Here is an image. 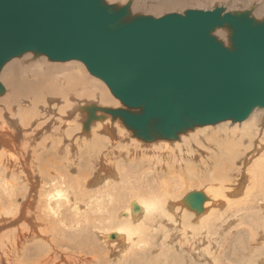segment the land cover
Listing matches in <instances>:
<instances>
[{
	"label": "bare ground",
	"instance_id": "bare-ground-1",
	"mask_svg": "<svg viewBox=\"0 0 264 264\" xmlns=\"http://www.w3.org/2000/svg\"><path fill=\"white\" fill-rule=\"evenodd\" d=\"M140 1L143 0L134 1L131 11L139 6ZM157 2L153 7L160 10L176 9L184 3L183 0ZM217 30L219 37L226 38L227 32L223 33L222 28ZM15 59L8 61L0 72L4 73L0 80L3 79L11 88V93L4 100V110L11 113V122L0 117V264H114L109 256L113 257L118 252L122 256L117 264H191L194 257L187 255L192 256L197 251L211 264L212 260L215 264H233V260L225 261L223 258L228 250L230 256H241V264H264V108L254 109L242 122L225 120L187 130L176 140L152 141L150 147L156 146L150 149L148 156L151 158L146 156V160L154 166H142L145 168L141 179L131 180L127 172L121 175L112 166L107 168L105 163L106 166L101 163L105 160L99 156V179L95 182L90 176L82 182L77 177H70L73 172L65 177L69 172L64 174V169L81 165L82 149L86 146L89 148L105 140L98 145L103 149L107 143H114L111 135L114 127L109 128L111 124L117 126L122 135H130L129 128L125 126L126 130L120 118L113 119L110 114L99 110L96 112L99 118L90 123L93 132L90 134V129L84 128L88 119V112L84 110L86 105H73L70 92L61 94L66 104L60 105L55 95L62 87L50 81L49 73L43 71L34 80L33 75L24 74L27 69L19 67L18 62V66L11 63ZM72 62L79 60L66 61ZM7 65L11 69L4 72ZM93 76H89L94 81L91 85L100 88L105 96L107 92L114 104L107 105L103 95L98 105L90 104L122 108L120 102L111 96L113 93L110 94L107 84ZM63 89H68V86ZM71 89L81 91L83 85L76 81ZM44 90L50 93V98L36 113L38 96ZM43 109L63 124L54 132L60 136L49 146L47 138L42 135L46 142L41 141L40 144H44L42 148L46 151L39 150L37 134L41 124L38 131L34 127L44 118L41 115ZM48 121L49 118L45 117L44 127ZM50 134L47 136L49 139ZM132 138L139 142V138ZM33 139L36 145L31 144ZM22 142L25 148L17 150L18 143ZM131 146L134 148L136 145ZM77 147L78 155L70 158L69 153L72 151L73 157L75 151L72 149ZM105 153L108 156L112 154L110 151ZM58 156L61 159H56ZM110 160L113 158L106 161ZM114 161L117 163V159ZM52 165H56L55 172L40 176L39 170ZM140 165L135 168H141ZM178 167L180 173H177ZM183 171L190 175L193 185L179 196L176 194L178 189L188 183ZM194 191L208 198L201 213L183 201ZM134 205L139 207L137 211H134ZM180 207L184 212L179 217L176 213ZM169 224L174 225L172 231L181 230V234L172 233ZM235 226L239 239L228 248L230 242L227 240H234L232 234L235 230L232 229ZM4 228L10 230L4 233ZM223 228L229 231L226 236ZM111 234H116L112 238L114 240H110ZM159 246L162 251L159 249L157 253Z\"/></svg>",
	"mask_w": 264,
	"mask_h": 264
},
{
	"label": "water",
	"instance_id": "water-1",
	"mask_svg": "<svg viewBox=\"0 0 264 264\" xmlns=\"http://www.w3.org/2000/svg\"><path fill=\"white\" fill-rule=\"evenodd\" d=\"M132 4L0 0V72L29 52L54 62L79 60L123 105L84 106V128L100 110L145 142L242 122L264 108V18L219 5L155 17L133 14ZM220 28L228 30V43L214 33ZM207 199L194 191L183 201L201 213Z\"/></svg>",
	"mask_w": 264,
	"mask_h": 264
},
{
	"label": "rangeland",
	"instance_id": "rangeland-1",
	"mask_svg": "<svg viewBox=\"0 0 264 264\" xmlns=\"http://www.w3.org/2000/svg\"><path fill=\"white\" fill-rule=\"evenodd\" d=\"M108 3H115V4H118V5H122V4H124V3H126L127 2V0H106ZM110 1V2H109ZM118 1V2H117ZM122 1V2H121ZM135 0H133V2H134ZM137 1V0H136ZM158 1V0H157ZM156 0H143V1H140L138 4H139V6H136V9H134V10H132V13L133 14H143V15H152V16H155V17H160V16H163V15H165V14H167V13H171V12H178V13H183L185 10H188V9H212V8H214L215 6H217V5H219V6H224V7H226V9L227 10H229V11H243V10H252L253 11V16L254 17H256L257 19H263L264 18V0H190V1H187V0H183L184 1V3H182V5H180V6H178V8H176V9H164V10H160V9H156V8H154L153 7V5H155L156 4V2H157ZM158 3V2H157ZM134 4H135V2L133 3V5H132V9H133V6H134ZM220 30H221V28H220ZM218 30H216L215 31V34L216 33H219L220 34V32H217ZM222 32L224 33H226L227 35L229 34L228 33V30L226 29V28H222ZM219 34H216L218 37H219ZM226 35V38H221V37H219L220 39H223V41L224 42H226V43H228V36ZM16 58H18V59H15V58H13V59H15V60H13L11 63H13L14 65H17L18 66V64H19V67H24V68H26L27 70L26 71H24V74H26V75H33V77H32V79H34V80H37V77H36V75H40V73H43V71H47L48 73H49V78H50V81H53V83L54 84H58L57 85V87H62V89H58V91H57V93H58V95H55V97H56V99H57V101L56 102H58L60 105H63L64 103H65V101H64V99H61L62 97H61V94H63V93H67V92H70L71 93V98H72V104H73V102H74V104L73 105H78V106H80V105H91L90 103H100L101 102V95H103V97L105 98V100H106V102H107V105H109V106H111L112 104H114V102L110 99V97L108 96V94H107V92H105L106 93V95L107 96H105V94L100 90V88H98V87H96V86H92L91 84H93L94 83V81H92L91 79H90V77L91 76H93L90 72H89V70L87 69V67L85 66V64L83 63V62H81V61H79V62H72L71 64H69V63H64V62H54V61H50L49 60V58L47 57V56H44V55H41V56H36V55H34V53H26V54H24L23 56H21V57H16ZM23 59V60H22ZM22 63H21V62ZM15 62V63H14ZM18 62V64H16ZM11 63H9L8 65H11ZM6 66V68H5V70H4V72L6 71V70H8L9 68H10V66ZM23 65V66H22ZM13 66V65H12ZM77 66H80V67H83V68H78ZM8 68V69H7ZM11 69V68H10ZM37 72H38V74H37ZM1 74H3L4 75V73L2 72V73H0V75ZM75 74V75H74ZM73 75V76H72ZM74 76H77V77H79L77 80L76 79H73V77ZM90 76V77H89ZM94 77V76H93ZM1 78H3V76H1ZM0 78V79H1ZM90 80V81H89ZM0 81H2L3 83H4V81H3V79L2 80H0ZM76 81H78V82H80L82 85H83V89H81V91L78 89H75V90H77V91H75V90H70V86H72V85H75V83H76ZM104 83V82H103ZM5 84V86H6V89H5V92L3 93V94H0V117L1 116H3V117H5L7 120H9L10 122H11V113H6L5 112V110H4V107L6 106V104H5V98L7 97V94L8 93H11V91H10V86L5 82L4 83ZM7 84V85H6ZM105 84V83H104ZM106 85V84H105ZM68 86V89H63L64 87H67ZM107 86V85H106ZM40 87H42V86H40ZM108 87V86H107ZM45 88H46V86H45ZM109 92H110V94H112L111 93V91H110V89H109ZM6 93V94H5ZM114 99H116V100H118L119 102H120V104L122 105V103H121V101L118 99V98H116L113 94L111 95ZM9 98V97H8ZM50 98V93L49 92H46V90H44L43 91V93L42 94H40L39 96H38V99H37V101H38V105L36 104V106H35V109H34V111H36V113H39V111H41V110H39V109H42V106L44 105L43 103H45V101H47L48 99ZM10 99V98H9ZM27 99V98H26ZM75 100V101H74ZM84 101V102H83ZM57 103V104H58ZM88 103V104H87ZM66 104V103H65ZM98 105V104H97ZM123 106V105H122ZM23 107V106H22ZM32 107H33V105H32ZM41 107V108H40ZM99 107L100 108H102L100 105H99ZM99 111V110H98ZM44 113V114H43ZM43 113H41V115H44L43 117V119L40 121V123H38V124H35L34 125V127L36 128V130L38 131L39 129H38V127H39V125L41 124V126H40V132H39V134H37V138H38V141L40 140V142H39V150L41 151H46V149H44V148H42V147H44V144L43 145H41L42 143H41V141L42 142H46V140H44L43 141V137L45 138H47V145L49 146L50 145V143L52 142V140L53 141H56V139L60 136H58V134H57V136H56V134L54 133V132H56V128L57 127H59V126H61V125H63L62 123H59V121H58V119L57 118H55V117H52V115H51V112H47L45 109H43ZM10 114V115H9ZM22 116H24V115H22ZM21 116V117H22ZM82 116H83V114H82ZM45 117H48L49 118V121H48V124H46L47 126L46 127H44V125H45ZM17 118V117H16ZM19 122V121H18ZM17 121H16V123H18ZM232 122V121H231ZM113 124H114V122H113ZM121 124L122 125H124L122 122H121ZM10 125V124H9ZM52 125V127L50 128V126ZM115 125H117L116 123H115ZM114 127V128H113ZM124 127H125V125H124ZM109 128H113V130L114 131H112L111 132V135L113 136L112 138L114 139V143L112 142H109V143H107L106 145H108L107 147H102L103 149H101L100 147H98V145H100V144H102V143H104L105 142V140L104 141H102V142H100V143H98L97 145H93L92 144V146H90L89 148L86 146V148H83L82 149V151H84L83 152V154H82V156H83V158H82V160H81V165L80 166H75V167H73L72 169L71 168H69V169H64V170H66L65 172H64V174L67 172H69L68 174H66L67 176H65V177H69L68 175L69 174H71L72 172V174L71 175H73V176H70V177H72V178H78L80 181H82V182H84L85 180H87V178L88 177H90L92 180H94L95 182L99 179L97 176H98V173H97V171L98 170H100L99 169V167H100V165H101V163L102 164H106L107 165V168H108V166L110 165V166H112V168L114 169V170H116V171H118L119 172V174H121L122 175V173L123 172H127L128 174H126L128 177L130 176L131 177V180L132 179H136V180H138V179H141L142 178V174H143V172H144V168L145 167H143L142 168V166H146V168L149 166V167H152V166H154L153 164H152V162H149L148 160H146L148 157H150V156H148V155H150V149L151 148H153L154 146H156V145H153V146H151L150 147V144H151V142H143V140L142 139H138L139 140V142L137 143V142H135L134 140H133V138L132 137H136V136H134V134H133V132L130 130V129H128V133H131L130 135H122L121 133H119L118 132V130H117V126H114V125H110V127ZM126 128V127H125ZM47 129V130H46ZM90 129V128H89ZM44 130H45V132H44ZM126 130H127V128H126ZM48 131H50V132H48ZM130 131V132H129ZM193 130H191V131H189V132H192ZM43 132V133H42ZM47 132V133H46ZM89 132H90V134L91 133H93L92 131H91V129L89 130ZM50 133H52V134H50V138L51 139H49L47 136H49V134ZM48 134V135H47ZM187 134V133H186ZM42 135H43V137H42ZM53 135H55V136H53ZM41 138H42V140H41ZM45 138V139H46ZM55 138V139H54ZM129 138V139H128ZM48 139H49V141H48ZM137 139V138H136ZM115 140H116V142H115ZM135 142L136 144H133V143H131L130 144V142ZM141 141H142V143H141ZM169 141H172V140H169ZM44 142V143H45ZM120 142V143H119ZM41 143V144H40ZM117 143V144H116ZM124 143V144H123ZM31 144H33V145H36V143H34V139H33V142L31 143ZM142 145V147H145V148H142L141 147V149L139 148L141 145ZM118 145V146H117ZM120 145V146H119ZM123 147H122V146ZM126 145V146H125ZM130 145H138L137 147L135 146L134 148H135V150H133L134 148H133V146H131V147H129ZM147 146V148H146V146ZM25 144L22 142V143H18V145H17V147H16V149L18 150V149H24L25 148ZM112 146V147H111ZM116 146V147H115ZM127 147V149L125 148V147ZM150 148H149V147ZM95 147V148H94ZM98 149H97V148ZM113 147H115L114 149L115 150H113V153H112V149H113ZM122 147V148H121ZM120 148V149H119ZM132 150H131V149ZM78 149H79V147H77V149L76 148H74V149H72V150H74L75 152H74V156L72 157V155H73V152L71 151V153H69V157L70 158H73L74 159V157H76L77 155H78ZM92 149V150H91ZM107 149H109V150H107ZM111 149V150H110ZM140 149V150H139ZM144 149V150H143ZM147 149V150H146ZM99 150H100V152H99ZM103 150V151H102ZM91 151V152H90ZM102 151V152H101ZM107 151H110L112 154H110V155H112V156H108V154L107 153H105V152H107ZM118 153H117V152ZM121 151V152H120ZM126 151V152H125ZM129 151H132V153L130 152L129 153ZM135 152V155H136V157L134 158V152ZM138 151V152H137ZM143 153H142V152ZM146 151V152H145ZM50 153H52L51 151H49ZM125 152V153H124ZM54 153V152H53ZM128 153V154H127ZM76 154V155H75ZM118 154V155H117ZM122 154H124L123 156H122ZM137 154H138V156H137ZM144 154H146V155H144ZM56 155V154H55ZM71 155V156H70ZM123 157H121V156ZM133 155V156H132ZM57 156V155H56ZM64 156V155H63ZM99 156H102V158L100 157V159L101 160H105V161H103V162H101L100 163V165H99V162L101 161V160H99ZM106 156V157H105ZM118 156H120V157H118ZM141 156V158H144L143 156H145V158L144 159H141V158H138V157H140ZM146 156H148L147 158H146ZM59 158H56V159H61V157L60 156H58ZM109 157H110V159L111 158H113V160L115 159H117V163H116V161H114L113 162V160H110V161H112V162H110V161H106V160H108L109 159ZM125 157V158H124ZM132 157V158H131ZM129 158V159H128ZM151 158V157H150ZM149 158V159H150ZM124 159V160H123ZM130 160V161H128V160ZM133 159V160H132ZM140 159V160H139ZM120 160V161H119ZM127 160V161H126ZM135 160H137L138 161V164H137V162L135 161ZM144 161V163H146V164H144V163H142V161ZM119 161V162H118ZM133 161V162H132ZM141 161V162H140ZM98 162V163H97ZM129 164H127V163ZM130 162H132V164L130 163ZM135 162V164H133ZM140 162V163H139ZM113 163V164H112ZM116 163V164H115ZM104 164V166H106ZM118 164V165H117ZM139 164H141L140 166H141V168H135V167H137V165H139ZM151 166H150V165ZM114 165H117V166H114ZM133 165H136V166H133ZM53 166V165H52ZM48 167L47 169H44V170H39L40 171V176H42V175H46V174H48V172L49 171H51V172H55V170H56V165H55V167L53 166V167ZM96 166V167H95ZM121 166V167H120ZM84 167H85V169H84ZM118 168L119 167V169H116V168ZM148 167V168H149ZM49 168H52V169H49ZM82 168V169H81ZM97 168V169H96ZM123 168H126V169H123ZM53 169H55V170H53ZM76 169V170H75ZM79 169V170H78ZM131 169V170H130ZM139 169H142L143 171H139ZM180 169H182V167H180ZM78 170V171H77ZM81 170V171H80ZM84 170V171H83ZM87 170V171H86ZM137 170V171H136ZM178 171H177V173H180L181 171H179V167H178V169H177ZM122 171V172H121ZM139 171V172H138ZM41 172H44V173H41ZM71 172V173H70ZM75 172V173H74ZM76 172H78V174L79 175H81V176H79ZM142 173V174H141ZM42 174V175H41ZM84 174V175H83ZM86 174V175H85ZM134 174V175H133ZM182 175H184V178L185 177H188V178H185V180L188 182L187 184H186V187L185 186H183V187H180L179 189H178V191L176 192V194H182L184 191H186V190H188V189H190V187H192V181L193 180H191L192 178L190 177V175L186 172V171H183L182 172ZM48 176V175H47ZM86 176V177H85ZM95 176V177H94ZM139 176V177H138ZM129 177V178H130ZM177 177V176H176ZM236 177V176H235ZM10 179H14L13 177H9ZM86 178V179H85ZM94 178V179H93ZM237 178V177H236ZM121 179V178H120ZM239 178H237V180H238ZM191 183V184H190ZM188 184L190 185V186H188ZM95 185H98V184H95ZM56 187H58V186H56ZM61 187V186H60ZM55 188V187H54ZM182 188H183V190H182ZM63 189H66V188H63ZM181 189V190H180ZM180 196V195H179ZM183 205H185L186 206V204L185 203H183ZM175 211H176V208H175ZM184 211H183V209L180 207L178 210H177V215L180 217V214L181 213H183ZM262 212V211H261ZM237 220V219H236ZM238 221V220H237ZM239 222V221H238ZM251 224H252V222H251ZM173 225V224H172ZM172 225L170 226V224L168 225V228L171 230L172 229ZM174 226V225H173ZM178 228H179V226H178ZM10 230V228H4V233L7 231V230ZM236 229H237V226H235L234 227V229H232V231H234V233L235 234H232L233 236V241H232V238L229 240H227L228 241V243L230 242V244H229V246H228V248H231L233 245H234V243H236L237 241H238V239H239V237L237 236L236 237ZM173 230V229H172ZM171 230V231H172ZM170 231V232H171ZM208 231V230H207ZM172 233H174V234H176L177 236H179L180 234H181V230H178V231H172ZM223 233H224V236H226L228 233H229V231L227 230V229H225V228H223ZM245 239V238H244ZM110 240H114V239H112V238H110ZM245 241V240H244ZM195 242V241H194ZM194 242H193V244H194ZM254 244H256V242H254ZM192 247V246H191ZM158 248V250H156L157 251V253H159V249L161 250V247L159 246V247H157ZM214 249V248H213ZM162 251V250H161ZM206 252H207V250H206ZM198 253V254H197ZM194 255H192V256H190V255H187L188 257H194V261H192V262H190L191 264H211V263H209V261H208V259L205 257V256H203V257H201V255L199 254V251H197V252H194L193 253ZM228 254H230V252H229V250H228V252H227V254L225 255V256H223V258L225 259V261H228V260H233V264H241V263H243L242 262V260H241V256H230V255H228ZM208 255H210V254H208V252H207V257H209ZM121 256L122 255H120L119 254V252H118V254H114V256L113 257H111V256H109L110 258V261L111 262H115L114 264H117L118 262H119V260H120V258H121ZM228 256V257H227ZM107 257V256H106ZM115 257V258H114ZM227 257V258H226ZM114 258V259H113ZM202 258V259H201ZM231 258H233V259H231ZM236 260H238V261H236ZM201 261V262H200ZM245 261H247V260H244V262ZM203 262V263H202ZM212 263L213 264H215L214 262H213V260H212Z\"/></svg>",
	"mask_w": 264,
	"mask_h": 264
}]
</instances>
